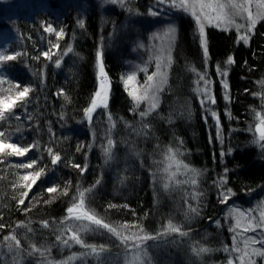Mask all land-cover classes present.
Segmentation results:
<instances>
[{
    "label": "trees",
    "instance_id": "16d2710c",
    "mask_svg": "<svg viewBox=\"0 0 264 264\" xmlns=\"http://www.w3.org/2000/svg\"><path fill=\"white\" fill-rule=\"evenodd\" d=\"M46 2L48 6L60 8L58 6L64 7L74 0ZM140 6L144 9L146 4L140 3ZM151 6L159 10V7ZM45 8L33 1L27 9H14V15L8 10V15L1 17L0 37L12 36L8 55H20L14 61L0 62V74L3 75L0 88L7 83L13 86L6 99L14 98L24 87H30L32 91L28 96L30 102L15 107L14 115L6 114V119L0 120V132L5 133L0 138L5 143H15L21 147L38 146L23 157L9 154L8 149L0 152V224L4 225L0 228V264H40L38 259L41 254H28L33 246L45 255L55 256L53 246L58 233L53 231V225L63 220L73 197L78 196V189L91 188L92 191L85 197L86 204L95 210L99 218L117 228L125 224L136 225L154 234L166 215L179 216L174 210L172 212L157 204L154 198L156 192L151 176L147 177L146 167L142 168L134 153L129 156L135 147L139 146L140 149L145 146L132 130L137 121L136 114L121 81L125 60L130 58L129 49L119 46L120 42L114 47L105 42L100 46L103 32L101 20L105 17V24L109 25L117 16L115 11L106 9L105 13L86 14L82 19L84 27L81 28L75 25L72 13L63 10L59 13L61 9L53 13ZM161 14L165 20L175 24L177 37L168 86L162 94L160 115L152 122L149 135L156 142L180 137L191 153L190 162L194 166L210 169L216 175V182L224 178L223 186L215 188L210 185L205 190L196 215L190 218L192 222H183L184 228L193 230L189 242L206 244L219 250L228 240V224L224 216L216 222L214 218L225 207L237 200L243 201L245 194L264 184V160L255 146L247 144L250 141L249 119L254 108L260 107L259 98H254L253 92L257 83L264 80V16L256 24L247 46L235 43L228 32L206 28L209 55L205 60L202 59L191 19L180 11L166 10ZM15 16H20L17 22H21L22 27H9L5 23V20L14 19ZM53 17L60 19L55 24L62 26L63 36L55 38L54 45L58 47H54V53L45 58L42 53L49 51L45 31L33 26L38 20ZM69 47L72 52L65 55ZM100 48L104 69L110 80L107 109L114 124L111 134L117 146L108 167L104 166L101 153L105 143L104 131L107 129H102L105 117L102 113L94 112L88 123L84 113L97 88L96 52ZM229 55L234 57L235 63L232 65L226 63ZM57 60L60 67L56 66ZM218 67L228 72L226 100L220 77L216 75ZM204 68L214 81L222 143L215 129L208 128L210 117L203 116L192 90L195 84L192 72L203 71ZM65 95L68 100L64 99ZM92 138L95 143H91L90 147ZM49 148L61 157L57 165L51 163ZM222 151L225 153L223 157ZM33 160L37 163L32 169L17 167ZM81 168H86L83 174ZM41 170V178L31 190L21 186L30 183L21 179L23 175ZM98 180L99 184L96 183ZM49 187H56L57 191L49 193ZM227 189H232V193L227 202L222 203L221 194ZM25 191L28 192L27 197L22 195ZM20 199L24 200L23 204L18 203ZM44 221L48 222L47 228L43 227ZM21 224L23 227L18 226ZM13 234L22 245L19 253L29 251L16 259L13 252L6 249L7 243L15 242L4 240V237ZM216 250L214 254H218V257L220 253ZM154 264L189 263L180 257V249L169 248L167 254L156 257Z\"/></svg>",
    "mask_w": 264,
    "mask_h": 264
},
{
    "label": "rangeland",
    "instance_id": "374dc122",
    "mask_svg": "<svg viewBox=\"0 0 264 264\" xmlns=\"http://www.w3.org/2000/svg\"><path fill=\"white\" fill-rule=\"evenodd\" d=\"M14 1L16 2L14 3ZM33 1H36V4L46 7V10H50L53 13L57 12V9H61L59 10V13L62 12V10L66 13H72V20H74L76 26L79 25V22L86 14L100 13V11L102 13H105L106 9H111L110 12L115 11L117 16H114L115 18L110 21L111 23L109 25L105 24V17H103L101 20L103 26L101 29L103 32L100 36L102 43L100 41L101 45H99L102 46L105 42L108 45L111 44L112 47H114L115 44H119L120 42L119 46L121 45L122 47L124 46L129 49L130 58L128 57L125 60V66H123L121 72L122 87L125 89L124 78L133 73H135L136 79L130 82L128 87L129 90H137L138 95H143L144 90L141 85L146 86L148 75L152 73H158V75L154 77V80L160 79L161 75H163L166 79V82L162 85V90L157 94L159 99L157 108L144 118L141 117L140 113L147 111L151 101H141L139 103V107H136L133 99L128 95L137 119L132 130L134 129V133H136L135 137L139 135V138L137 137L138 140L143 141L142 146L145 145L140 149L139 146L135 147L133 152L131 151L129 153V156L133 155L134 153L135 158L137 159L136 161L142 165V168L146 167L145 171L148 174L147 177L149 178L151 176L150 180L151 183H153V189L156 192V197L154 198L157 204L163 205L165 209H171L172 212L174 210L175 213H179V216L177 217L172 214L166 215L165 218L161 219L162 222H159L157 232L152 234L151 231H148L149 233H146L155 235L162 232L170 220L174 224L179 225L183 232L187 233V235L183 236L178 233H170L168 235H162L158 239H150L144 242L145 247L143 251L147 252V259L150 261V264L155 263L156 257H159L162 254H167L169 248H175L176 250L180 249V257L185 258L186 262L189 264H229V260H232L233 264H241L240 257H243V264H264V256H257L252 254V250L254 248H260L261 250H264V246L260 244H251L249 240L250 237H259L261 239H264V233H262L259 228H257L256 232H252L250 230L245 231V229L248 228L249 218L255 217V220L258 222L261 219V213H264V184H261L258 188L256 187L253 190L249 191L248 194H245V199L243 201L237 200V202H233L229 206L225 207L224 211L222 210L219 215L214 218V222H216L220 217L224 216L228 224V240L220 246L221 248L219 250L212 249L206 244L189 242L188 239L191 237L190 235L192 234L193 230L184 228L183 222H192L190 221V218H193L196 215V212H192L190 209L195 208L198 211L200 202L205 197V190H208V186L210 185L212 187L219 188L218 185L220 184V179L217 180L219 183L216 182V175L211 172L210 169L205 167H196L190 162L191 153L185 147L183 141L180 140V137H174L173 139L170 138V140H168L167 142H163V140L161 142H156L152 141V137L149 135L151 133L150 130L152 127V122H154V119H156V117L160 115L159 110L162 103V94L165 92L168 86L170 68L173 63V50L177 37L176 31L175 40L170 45L168 37H166L163 33L169 26H174L175 28L176 26L175 24H172L165 20L161 13L162 11L166 10H168V12L180 11L184 15L188 16L191 19L193 32L199 44L198 28L195 22V18L191 14L193 11L191 4L194 2V0H189L190 6L187 12L174 7H170L172 0H165L164 4L158 3L157 0H125V4L123 6H121L119 3L112 4L109 2V0H74V2H70L69 5L66 4V6L64 7L58 6L60 8L48 6L46 2L47 0H0V24H2L3 21V18L1 17L8 15V10L12 15H14L16 14V12L13 11L14 9H27ZM177 2H179V0H177ZM221 2L226 3L227 0H221ZM235 2L243 5L244 8L247 9V11L243 12L242 16H236L234 18L235 23L232 25L217 24L215 20H212L211 22L208 20H203L205 35L206 28L213 27L215 29L223 30L232 34L235 43H237L238 35L244 34L246 32V28L248 25V11H250L254 17H257V23L263 18V16H258V14L264 13V0H235ZM140 3L144 6L146 4V7L143 9L140 6ZM149 5H155L156 7H159V10L156 11L157 8H152V6L149 7ZM149 9H152L159 14L157 16H151L149 15ZM195 10L197 11V13H199V6H197ZM18 17L20 16H15L14 19L10 20L7 19L5 20V23H7L9 27L11 25L22 27L21 22H17ZM56 22L59 23L60 19L58 20L57 17H53L50 19L38 20L33 26L41 27L44 31L47 26H52L53 31H45L47 45H49V54H53L55 51L54 40L55 38H57L55 33L57 31H61L62 29V26L59 27V24H55ZM238 24H244L245 28L239 29L238 32L236 28V25ZM56 27H59V29H56ZM253 31L251 33H247V35L251 37ZM11 39V35L0 37V53H3L5 55L9 54V42L12 41ZM99 51L102 52V48H100ZM201 53L202 59H205L202 48ZM169 55H171L172 58L171 63L168 62ZM157 57H159V62L161 65L159 69L156 66ZM206 69L207 68H204L203 71L197 70L192 72V77L195 80V84L193 85L192 90L194 96L197 99L198 106L203 116L206 115L210 117L211 121L208 122V124L210 125L208 128L215 129V133L218 136L219 133L222 132L220 122V131L219 133L217 132V118L219 108L216 106V104L211 103V99L213 98L216 102V97L214 94V81L210 77ZM97 73L98 68L96 65V77ZM200 75H206L209 81L207 100H204L203 97L204 83L199 80ZM216 75L218 78L220 77L217 70ZM2 76L0 74V82L2 81ZM225 79L226 77H220L221 87ZM260 82L261 81L257 83L255 91L253 92L254 98H259L260 107H256V109L254 108V110L252 111L253 114L249 119L250 130L248 137L250 141L247 142V144L249 143L250 145L252 144L253 146H255V148H257V150L259 151L260 157L264 160V149L261 148V144L264 142H261L259 140V133L256 131L257 125H261L262 127H264V124L261 123L262 121H264V85H262ZM100 83H103L104 85V89L102 91L106 94V103L108 107V100L110 95V80L108 77L107 79L102 81H98L97 79V88L95 92L98 90ZM11 87L13 86L7 83L5 86H3L2 89L0 88V98L6 99V94H9V89H11ZM222 91L225 95V89L223 87ZM126 93L128 94V91H126ZM98 103H100L99 100ZM89 106L90 103L88 107ZM107 107L101 105L94 111L95 113H102L101 115L105 117V120L102 121V129H107L104 131L103 141L105 143L102 147L103 149L101 153L102 157L104 158V166L106 167L109 166V161L117 152V146L115 145L111 134L114 124L111 120H109V112ZM213 111L217 113L216 118L212 117L211 115ZM224 112L226 113L227 110L225 109ZM93 113L90 114L91 117ZM85 119L88 121V123L91 120L86 115ZM162 119L166 118L162 117ZM145 124H147L148 127H144ZM90 128L92 130V126H90ZM109 139L113 141L110 159L104 155V148L108 147ZM91 143L92 145L95 143V140L93 138L90 142V147ZM148 144L151 145L147 146ZM169 148H172L174 152L178 151L180 155L176 156V159H170V154L168 153ZM177 160H182L184 163L188 164L190 168H195L200 171L201 175L197 177L198 183L195 186H193L190 182L185 183V181H190L191 173L187 172L185 169H183V167H180L178 169ZM165 184H168L167 189H165L164 187ZM84 189L89 188H83L80 190ZM194 195H196L195 199H193ZM75 198V202H79V195ZM73 202L74 201H72V203ZM88 208L89 206L86 204L85 200V210ZM241 212L245 213L246 215L241 216ZM65 217L62 221H65ZM180 220H182V222H180ZM237 221H239V224H237ZM78 223L79 222L71 219L66 220L63 224L61 222H57L53 225V231H56L58 233L57 236H61V239H69L70 235L72 234L71 230L64 231V229L67 228L68 225H72V227L75 228ZM84 223L88 222L85 221ZM91 227L95 228L94 225ZM119 229H122V235H130L132 232L139 231V228L137 227H128L124 230L123 228ZM81 235L83 236V241L87 245H104L106 246L107 250L99 256H97L96 254L84 255V253L88 252V249L82 247L80 244H76L73 241L69 240V246L65 247L57 240L53 246L56 252L55 256L45 254L43 256H40L38 255V253L41 254V252H43L41 250L33 252V255L36 254V256H40L38 259L40 264H64V262H66V264H74V262L78 264H126V262L131 259L132 253L125 248V246L117 237L113 236L105 229L95 228V230L87 231L85 233H82ZM129 244H131V242H129ZM7 245L8 243L6 244V246ZM12 245L13 251L11 252H13L12 255L13 257H15V259L20 258V256H23V254L29 252L22 251V253L20 252L19 254H17V252L14 253L15 244ZM201 247L208 248L210 249V251L197 254L199 248ZM234 247L238 248L239 251H233L232 249ZM3 248L5 249V247ZM226 248L228 249L227 251H225ZM6 249L9 250L8 246L6 247ZM215 250L219 251L218 253H220V256L217 257L218 254H214ZM245 252L249 253V255H245ZM70 257H72L71 260H69Z\"/></svg>",
    "mask_w": 264,
    "mask_h": 264
},
{
    "label": "snow or ice",
    "instance_id": "6c2138e0",
    "mask_svg": "<svg viewBox=\"0 0 264 264\" xmlns=\"http://www.w3.org/2000/svg\"><path fill=\"white\" fill-rule=\"evenodd\" d=\"M110 3L116 4L119 3L121 6L125 4V0H109ZM158 3L164 4L165 0H157ZM189 0H172V3L170 4V7L177 8L179 10H183L185 12L188 11L189 9ZM199 6V13L195 10L196 7ZM191 7L193 9L192 11V16L195 18V22L198 28V34H199V44L200 47L203 50V55L205 57V60H207V57L209 55L208 53V47H207V40H206V35H205V27L203 20H208L212 21L215 20L217 24H225V25H232L235 23V17L236 16H242V13L247 11L246 8H244L243 5L238 4L235 2V0H227L226 3L221 2V0H194V2L191 4ZM159 13L156 11H153L152 9H149V15L151 16H157ZM258 16H264V13L258 14ZM248 25L246 28V32L244 34H239L238 35V40L237 43L242 42L245 46L249 44V39L250 37L247 35V33H251L255 25L257 23V17H254L253 14L248 11ZM79 26L81 28L84 27V21L79 22ZM236 28L239 32V29L245 28L244 24H238L236 25ZM45 31L51 32L53 31L52 26L49 25L45 28ZM57 39L62 38L63 36V30L57 31L56 33ZM166 37H168L169 44L174 42L175 36H176V28L174 26H169L163 33ZM54 47H58V45H54ZM72 52V48L69 47L67 50V55L68 53ZM20 55V53H16V55H5L3 53H0V61H14L17 59V57ZM42 55L45 58L49 57L48 52L42 53ZM171 55L168 56V62L171 63ZM226 63L228 65H232L235 63L234 57L232 55H229L227 57ZM96 65L98 68V73H97V79L98 81H102L107 79L106 74L104 72V67L102 63V52L97 51L96 52ZM56 66L60 67V61H56ZM157 68L159 69L161 67L160 62H159V57H157ZM145 70V69H142ZM218 74L220 75L221 78H225L228 76L227 70H221L219 67L217 68ZM158 73H152L147 76V81H146V86L141 85L143 88V95H138L137 90H129V83L134 81L136 79L135 73L129 74L126 78H124V86L125 90L128 91V95L133 99L136 107H139V103L141 101H146L150 100L151 103L149 104V107L147 111L141 112L140 115L142 118L148 116L152 111H154L159 103L158 99V92L162 90V85L166 82V79L164 78L163 75L160 76V79L154 80V77H156ZM199 80L204 83V91H203V97L204 100H207L208 98V85L209 81L206 77V75H200ZM262 85H264V81L260 82ZM222 87L225 89V99H228L227 95V90L229 88V85L227 83V80L225 79L223 81ZM104 89L103 83L99 84L98 90L94 93L90 106L84 109L85 115L91 119V113H93L98 107L103 105L104 107H107L106 103V94L102 91ZM30 91L32 89L30 87H24L22 90H19L16 93V96L14 98H8V99H3L0 98V120L6 119V114L7 116H12L14 115V108L18 106H23L27 104L29 101L28 96ZM61 94H63L61 92ZM65 100H68V97L65 95L64 96ZM98 100L100 103H98ZM203 103V101H202ZM211 103L215 104V99H211ZM212 117L216 118L217 113L213 111L211 113ZM18 118V117H17ZM111 116H109V120H111ZM264 124V121L261 122ZM144 127H148L147 124L144 125ZM219 120L217 118V132L219 133ZM256 131L259 133V140L261 142H264V127L261 125H257ZM5 133L0 132V137H4ZM218 139H221L222 143V138L218 135ZM113 141L111 139L108 140V147L104 148V155L108 157L109 159L111 158V147H112ZM38 145H30L28 147H21L17 146L15 143H5V140L0 138V152H2L4 149L10 150L11 155L18 156V157H23L27 153L30 152V150L33 147H36ZM261 148L264 149V143L261 144ZM49 154L51 155V163L52 165H57V163L61 160V157L59 154H54L52 152V149H48ZM169 158L170 159H176V156L180 155L178 151L174 152L172 148L168 149ZM225 153L222 151L221 156L223 157ZM37 163L36 160H33L32 162H25L18 164V168H23V169H32L33 166ZM74 167L80 168L79 165H73ZM180 167H183L187 172L191 173V179L190 181H185V183H191L193 186H195L198 183L197 177L201 175L200 171L195 169V168H190L188 164L184 163L182 160H177V168L179 169ZM86 171V168H81V174ZM225 172H227V169H225ZM42 175V170L41 171H35V172H28L27 174L23 175L21 179L23 181H30V183H27L25 185H21L22 187H26L28 190H31L34 185L37 184V181L41 178ZM99 184V180L96 182ZM225 183L224 178H221L220 184L218 186H223ZM95 187V186H93ZM165 189L168 188V184L164 185ZM57 191L56 187H49L47 188V192L49 193H55ZM92 189H84V190H79L78 189V195L80 197L79 202H75L76 198H73V203L71 206H69L66 209V220H74L79 222L75 228L72 227V225H68L67 228L64 229V231H69L71 230V235L69 239H61V236H57V240L62 243L65 247L69 246V240L73 241L76 244H80L82 247H85L88 249V252L84 253V255L87 254H96L99 256L102 254L104 251H106V246L100 245V246H94V245H87L83 241V236L81 235L82 233H85L90 230H95V228H102L107 230L109 233H111L113 236L117 237L121 243L125 246V248L132 253L131 259H129L126 264H150V261L147 259V252L143 251L145 244L147 240L150 239H158L162 235H168L170 233H178L181 236L187 235V233L183 232L180 228L179 225L174 224L171 220L168 222L167 226L164 228V230L160 233H157L155 235L148 234L145 232V230L141 227L139 228V231L137 232H132L130 235H122V230L110 225L109 223L105 222L102 218H98L96 212L94 209L88 208L85 210V197L86 194L91 192ZM232 193V189H227L226 192L222 193L223 199L221 200L222 203H226L229 194ZM67 195V191L64 193ZM24 197L28 196V192L25 191L22 193ZM196 198V195L193 196V199ZM19 204H23L24 200L20 199L18 201ZM109 207H116V205H109ZM192 212H197V209L192 208L190 209ZM241 216L246 215L245 213L241 212ZM65 221H61V223H65ZM88 223H84V222ZM237 224H239V221H237ZM95 226V228H92L91 226ZM19 227H23V224L18 225ZM4 225L0 224V228H3ZM43 227L47 228L48 227V222L44 221L43 222ZM128 227H136V225L129 226L127 224L123 225V229H127ZM257 228L261 230L262 233H264V213H261V219L257 222L255 220V217L249 218L248 221V228L245 229V231H252L256 232ZM231 230V229H230ZM31 231V229H29ZM63 234V233H62ZM61 234V235H62ZM5 241H14L15 242V250H17V254H19V250L22 248L20 240L17 238L15 234L6 236L4 237ZM251 244H260L264 246V239H261L259 237H250L249 238ZM131 242V244H129ZM8 249L9 251H13V245L8 244ZM247 246V245H246ZM228 249L226 248L225 251ZM233 251H239L238 248H233ZM39 251V249L35 248V246L32 247V250L28 253L29 255H32L33 252ZM210 251L208 248L201 247L198 250V253H206ZM252 254L257 255V256H264V250H261L260 248H254L252 250ZM41 255H44V252H41ZM245 255H249V253L245 252ZM72 257L69 258L71 260ZM241 259V264H243V257H240ZM66 264V262H64ZM229 264H233L232 260H229Z\"/></svg>",
    "mask_w": 264,
    "mask_h": 264
}]
</instances>
